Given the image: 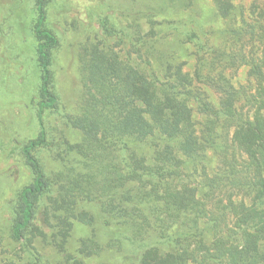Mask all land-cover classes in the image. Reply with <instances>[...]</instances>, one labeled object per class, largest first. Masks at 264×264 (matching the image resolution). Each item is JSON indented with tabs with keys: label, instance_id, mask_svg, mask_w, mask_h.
Here are the masks:
<instances>
[{
	"label": "rangeland",
	"instance_id": "rangeland-1",
	"mask_svg": "<svg viewBox=\"0 0 264 264\" xmlns=\"http://www.w3.org/2000/svg\"><path fill=\"white\" fill-rule=\"evenodd\" d=\"M124 1H51L45 24L58 39L51 65L57 99L54 108L40 110L36 2L0 0V264H28L20 243L11 239V207L33 180L23 144L41 129L47 135L39 156L49 176L43 198L51 226L35 222L39 264H135L136 253L116 251L118 245L100 255L81 253L82 238L104 241L108 233L118 235V226L102 213L95 224L62 223L55 201L58 194H67L63 164L80 140L69 118L79 112L81 58H89L93 48L112 50L121 62L179 85L191 111L197 149L191 155L179 146L169 150L176 159L169 165L174 173L160 179V188L183 195L198 208L204 236L227 234L235 221L232 204H259L252 183L260 169L234 142L233 133L240 122L264 110V0H162L150 9L139 0H131L137 6ZM186 32L197 35L203 48L186 41ZM132 149L133 158L145 166L165 158L157 131Z\"/></svg>",
	"mask_w": 264,
	"mask_h": 264
},
{
	"label": "trees",
	"instance_id": "trees-1",
	"mask_svg": "<svg viewBox=\"0 0 264 264\" xmlns=\"http://www.w3.org/2000/svg\"><path fill=\"white\" fill-rule=\"evenodd\" d=\"M51 1L35 0L40 110L54 108L57 99L51 65L58 39L45 24ZM139 1L145 9L162 5V0ZM130 2L138 5L131 0L123 3ZM108 23L102 20V27L108 28ZM184 37L203 48L193 32H186ZM89 56L81 58L79 112L69 118L79 129L80 140L69 152L71 159L63 164L67 194H58L55 201L62 223L75 219L95 224L102 213L117 224L119 232L117 236L104 233V241L82 238L80 252L100 255L118 245L116 251L132 249L136 253L135 264H264V206H259L264 203V110L240 122L233 133L234 142L260 169L252 183L259 204H232L233 226L228 227L227 234L208 239L199 230L198 208L183 195L160 188V179L174 173L169 165L176 159L168 153L177 146L189 155L197 149L191 111L179 85L162 82L121 62L112 50L93 48ZM156 131L162 136L161 155L165 158L162 164L142 165L133 158L132 148L142 145ZM46 138V131L41 129L23 144L22 153L33 180L19 191L11 207V239L20 243L28 264H39L41 259L33 245L39 233L35 222L51 226V214L43 198L49 176L39 156ZM69 160L74 163L71 167ZM213 224L209 223L211 227Z\"/></svg>",
	"mask_w": 264,
	"mask_h": 264
}]
</instances>
